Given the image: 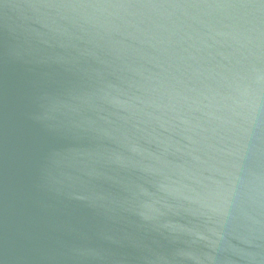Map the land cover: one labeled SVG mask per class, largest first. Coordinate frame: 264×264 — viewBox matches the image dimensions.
Returning a JSON list of instances; mask_svg holds the SVG:
<instances>
[{"label": "water", "instance_id": "water-1", "mask_svg": "<svg viewBox=\"0 0 264 264\" xmlns=\"http://www.w3.org/2000/svg\"><path fill=\"white\" fill-rule=\"evenodd\" d=\"M0 264H264V0H0Z\"/></svg>", "mask_w": 264, "mask_h": 264}]
</instances>
